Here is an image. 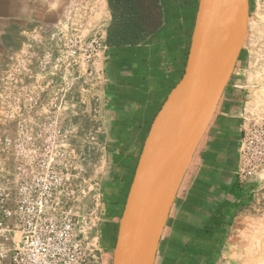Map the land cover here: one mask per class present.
Here are the masks:
<instances>
[{"label": "crops", "instance_id": "obj_1", "mask_svg": "<svg viewBox=\"0 0 264 264\" xmlns=\"http://www.w3.org/2000/svg\"><path fill=\"white\" fill-rule=\"evenodd\" d=\"M69 4L70 0H0V76L4 66L31 43L32 38L39 35L46 41L55 34L66 18L65 9ZM92 6L98 7L100 12L98 31L104 43L110 21L107 2L94 0ZM195 11L189 20L178 14L176 20L168 22L164 10V24L142 44L106 47L100 51L92 63V73L94 78L100 77L98 71L106 66L105 59L113 61L114 68L108 79L112 87V116L118 113L124 117L135 97L150 93L140 82L145 79V73L158 72L168 87L179 79L191 41ZM232 80L233 77L227 88L231 87ZM227 88L195 155V165L188 171L177 194L155 264H211L226 256L233 262L250 264L257 258V239L260 240L258 245L264 246V214L256 217L247 210L233 218L236 206L245 198L244 193H254L251 190L243 193L238 185L241 111L238 103L225 97ZM126 116L131 117L130 112ZM234 116L238 118V125L232 124ZM129 124L130 133L140 132L136 130L139 125ZM128 175L129 170L124 169L115 187L111 215L106 219L111 233L120 218L118 211L124 207ZM112 250L113 247L107 245L102 255L107 257Z\"/></svg>", "mask_w": 264, "mask_h": 264}, {"label": "rangeland", "instance_id": "obj_2", "mask_svg": "<svg viewBox=\"0 0 264 264\" xmlns=\"http://www.w3.org/2000/svg\"><path fill=\"white\" fill-rule=\"evenodd\" d=\"M161 2L168 22L176 20L178 14L181 17L187 16L189 20L193 12L197 11L198 0H161ZM249 2L250 17L246 39L232 75L231 87L227 88L225 96L238 103L240 111L245 102L264 105V0H249ZM34 45L42 46L38 41ZM50 46L55 47V43H51ZM151 46L153 47L152 44ZM105 64L104 69L98 71L100 77L94 78L93 73L89 72L81 73L68 90L55 79H49L47 84L32 83L30 87L33 94L42 101L34 104L33 113L26 119L31 129L30 133L17 132V124L12 122L2 124L0 132V144L10 139L12 143H28L31 148L19 150L1 147L0 158H55L64 172L71 175V187L74 191L71 208L80 229L88 239L87 242L95 243L101 262L112 264L113 250L107 257L102 255L105 246L102 235L108 226L106 219L111 215L109 201L114 196L115 187L119 184L123 173L119 164H123L126 160V154L132 153L133 157L137 155L148 124L151 125L172 88L168 87L167 82L158 72L145 73L147 74L145 79L140 82L146 89H150V93L148 95L140 93L135 97L134 103L128 105L124 117H120L118 113L114 117L113 103L110 99L112 87L109 82L114 63L105 59ZM60 89L65 90V98L62 110L55 117L50 114L54 103L52 98ZM115 90L118 91V88ZM45 110L47 112L44 114ZM240 111L238 109V113ZM129 112L131 117L126 116ZM232 119V124L238 125V118L234 116ZM129 123L139 125L136 130L140 132L130 133ZM119 152L122 156H118ZM117 158L119 164L116 163ZM134 163V160L131 161L127 188ZM238 185L243 193L251 190L254 195L244 193L245 198L240 206H236L233 218L247 210L254 212L256 217L262 216L264 181L250 178L244 182L238 181ZM234 203L238 204L235 201ZM121 213V210L118 211V215L121 216ZM117 228L118 223H115L112 229L114 234L117 233ZM258 240L256 241L257 258L250 264H264V246L262 243L258 245ZM109 245L114 248V238ZM215 263L239 264L228 256Z\"/></svg>", "mask_w": 264, "mask_h": 264}, {"label": "built area", "instance_id": "obj_3", "mask_svg": "<svg viewBox=\"0 0 264 264\" xmlns=\"http://www.w3.org/2000/svg\"><path fill=\"white\" fill-rule=\"evenodd\" d=\"M92 1L70 0L55 34L46 41L39 35L32 38L5 65L0 76V132L2 124L12 122L17 132L30 133L26 119L42 101L33 94L32 83L55 79L68 90L81 73H92V63L107 47L98 31L100 12ZM36 41L42 46H35ZM53 42L55 47L50 46ZM64 92L60 89L52 98V116L62 110ZM240 120L236 176L239 182L264 181V105L245 102ZM1 147L26 150L31 145L6 139ZM194 165L195 159L190 170ZM71 180L53 157L0 158V264H103L71 208Z\"/></svg>", "mask_w": 264, "mask_h": 264}, {"label": "water", "instance_id": "obj_4", "mask_svg": "<svg viewBox=\"0 0 264 264\" xmlns=\"http://www.w3.org/2000/svg\"><path fill=\"white\" fill-rule=\"evenodd\" d=\"M249 17V0H198L184 72L144 139L112 264H155L177 194L239 60Z\"/></svg>", "mask_w": 264, "mask_h": 264}, {"label": "trees", "instance_id": "obj_5", "mask_svg": "<svg viewBox=\"0 0 264 264\" xmlns=\"http://www.w3.org/2000/svg\"><path fill=\"white\" fill-rule=\"evenodd\" d=\"M106 2L110 13V21L106 30L104 45L109 48L137 46L139 44H142L152 35H154L164 24L165 12L161 0H106ZM187 54L188 49L185 53L184 67L187 59ZM183 72L184 68L182 70V73L179 75V79L181 78ZM179 79L172 85L171 88L175 86ZM149 126L150 124H148V128L146 130L147 132L145 133L146 135L148 133ZM146 135H144L143 141ZM143 141L136 156L133 157L132 153L126 154V160L123 161V164L118 163V158L115 159L116 163L119 164L122 172L124 171V169L129 170L131 167V161L134 160L135 163L133 165L131 173V180L139 158V154L142 149ZM118 156H122L121 152H119ZM130 183L128 185V189ZM114 196L109 201L111 203V206L114 202ZM111 234L114 238L115 243L116 233ZM103 243L105 244V246L109 245V242L104 239Z\"/></svg>", "mask_w": 264, "mask_h": 264}, {"label": "flooded vegetation", "instance_id": "obj_6", "mask_svg": "<svg viewBox=\"0 0 264 264\" xmlns=\"http://www.w3.org/2000/svg\"><path fill=\"white\" fill-rule=\"evenodd\" d=\"M102 237L104 240L108 241L109 243L112 241L111 230L109 229L108 226L103 231Z\"/></svg>", "mask_w": 264, "mask_h": 264}, {"label": "bare ground", "instance_id": "obj_7", "mask_svg": "<svg viewBox=\"0 0 264 264\" xmlns=\"http://www.w3.org/2000/svg\"><path fill=\"white\" fill-rule=\"evenodd\" d=\"M226 21H227V14L225 13L224 17H223V25L226 24Z\"/></svg>", "mask_w": 264, "mask_h": 264}]
</instances>
